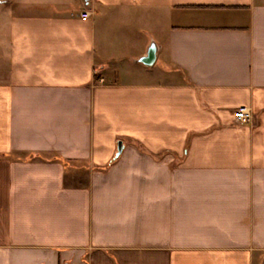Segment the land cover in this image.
Segmentation results:
<instances>
[{"label": "crops", "instance_id": "crops-1", "mask_svg": "<svg viewBox=\"0 0 264 264\" xmlns=\"http://www.w3.org/2000/svg\"><path fill=\"white\" fill-rule=\"evenodd\" d=\"M19 1L0 264H264V0Z\"/></svg>", "mask_w": 264, "mask_h": 264}, {"label": "built area", "instance_id": "built-area-1", "mask_svg": "<svg viewBox=\"0 0 264 264\" xmlns=\"http://www.w3.org/2000/svg\"><path fill=\"white\" fill-rule=\"evenodd\" d=\"M93 9L84 1V6L80 11L81 18H90L93 15ZM234 122L239 125H246L253 123L255 114L250 106H239L234 109Z\"/></svg>", "mask_w": 264, "mask_h": 264}, {"label": "rangeland", "instance_id": "rangeland-1", "mask_svg": "<svg viewBox=\"0 0 264 264\" xmlns=\"http://www.w3.org/2000/svg\"><path fill=\"white\" fill-rule=\"evenodd\" d=\"M27 2V1H26ZM5 0H0V6H4L5 4ZM41 8H37V7H34V6H31V7H29V6H24V4H22L21 3V1H17V2H15L14 4H13V6L12 7H9V6H7V7H5V8H1V12H0V31H2L3 30V19L4 18H6V16H8V14L10 13H12V12H24V13H30V12H35V11H39ZM160 59H159V61H157L156 63H155V65L154 66H158L159 64H161L160 63Z\"/></svg>", "mask_w": 264, "mask_h": 264}, {"label": "water", "instance_id": "water-1", "mask_svg": "<svg viewBox=\"0 0 264 264\" xmlns=\"http://www.w3.org/2000/svg\"><path fill=\"white\" fill-rule=\"evenodd\" d=\"M157 50H158L157 44L154 41H152L147 49L146 54L140 56L138 58V61L142 62L145 65H152L156 60ZM122 146H123V142L119 141L117 155L121 152Z\"/></svg>", "mask_w": 264, "mask_h": 264}]
</instances>
